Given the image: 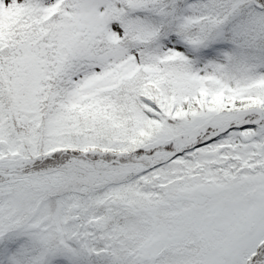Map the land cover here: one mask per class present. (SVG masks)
I'll return each instance as SVG.
<instances>
[{
    "label": "snow or ice",
    "instance_id": "snow-or-ice-1",
    "mask_svg": "<svg viewBox=\"0 0 264 264\" xmlns=\"http://www.w3.org/2000/svg\"><path fill=\"white\" fill-rule=\"evenodd\" d=\"M0 264H264V0H0Z\"/></svg>",
    "mask_w": 264,
    "mask_h": 264
}]
</instances>
